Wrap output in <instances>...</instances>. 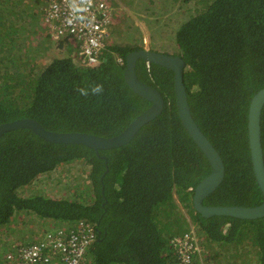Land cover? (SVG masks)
I'll use <instances>...</instances> for the list:
<instances>
[{
  "label": "trees",
  "instance_id": "obj_1",
  "mask_svg": "<svg viewBox=\"0 0 264 264\" xmlns=\"http://www.w3.org/2000/svg\"><path fill=\"white\" fill-rule=\"evenodd\" d=\"M26 1L0 0V125L33 118L55 132L114 137L125 131L151 105L125 78L127 56L144 48L142 36L129 32L126 37L113 20L111 35L120 38L109 41L100 64L85 66L75 56V38L47 43V27L40 24L48 0ZM109 3L117 9L113 18L118 15L126 28L121 8L132 2ZM147 14L148 23L159 24L167 15L173 25L178 15L176 30L157 32L170 51L150 47L186 61L191 112L224 161V180L204 205H261L248 123L251 100L264 88V0H152ZM12 19L22 22L7 26ZM35 36L43 37L42 46L24 53ZM47 55L52 57L43 63ZM136 74L161 92L166 105L120 148L53 144L30 130H14L0 139V240L31 217L43 233L85 221L95 224L96 239L81 264H181L171 240L192 230L199 245L194 264H264V217L205 218L194 207V190L212 168L179 117L174 72L139 60ZM93 84H102L103 92L78 94V88ZM261 137L264 150V109ZM78 161L87 165L89 176L76 198L36 188L60 167L72 170ZM7 256L1 259L8 264Z\"/></svg>",
  "mask_w": 264,
  "mask_h": 264
},
{
  "label": "water",
  "instance_id": "obj_2",
  "mask_svg": "<svg viewBox=\"0 0 264 264\" xmlns=\"http://www.w3.org/2000/svg\"><path fill=\"white\" fill-rule=\"evenodd\" d=\"M139 60L148 64H158L174 72L175 98L179 117L190 137L207 156L211 164V173L194 190V207L205 218L214 216L233 217L242 220H256L264 217L263 203L256 207L242 206H206L204 200L214 193L225 177L224 161L212 142L199 128L191 112L185 84L186 61L176 55L165 54L149 48L135 50L126 59L125 78L130 88L139 96L151 102V105L138 115L125 131L114 137H102L82 132H55L46 129L38 120L22 118L0 125V139L14 130H30L43 140L53 144L83 145L99 150L120 148L130 143L138 132L158 118L165 109V98L159 90L142 82L136 74ZM264 109V88L257 92L250 103L249 140L254 173L264 196V150L261 137V117Z\"/></svg>",
  "mask_w": 264,
  "mask_h": 264
},
{
  "label": "built area",
  "instance_id": "obj_3",
  "mask_svg": "<svg viewBox=\"0 0 264 264\" xmlns=\"http://www.w3.org/2000/svg\"><path fill=\"white\" fill-rule=\"evenodd\" d=\"M79 0H48L45 8V25L50 38L58 41L71 36L78 42L76 57L85 66L100 64L110 40L113 19L111 0H92L88 11L81 15L73 10ZM96 239L95 224L80 221L68 229H58L41 234L34 243L14 246L8 254V264H81L88 248ZM181 264H194L198 250L197 234L185 231L171 240ZM19 247V248H18Z\"/></svg>",
  "mask_w": 264,
  "mask_h": 264
},
{
  "label": "rangeland",
  "instance_id": "obj_4",
  "mask_svg": "<svg viewBox=\"0 0 264 264\" xmlns=\"http://www.w3.org/2000/svg\"><path fill=\"white\" fill-rule=\"evenodd\" d=\"M26 2H30V0H27ZM40 2L41 1L39 0V3ZM130 2H132L133 6L127 5L128 8L125 7L121 8L122 14L125 16V20L127 22L126 24L127 27L125 28L122 26V23L119 21L117 15L116 18H113L115 22L114 28L115 26L118 25L119 28L121 29V33H125L126 37H128L129 32H135L136 35L142 36V39L145 44L143 46L145 48L152 49L151 47L154 46V48L159 51H163L164 47H166L169 50V48L167 47V43L165 41L160 40L157 37V32L168 29H169L168 31L172 29L176 30L178 15L175 16L176 18L175 25L170 24L167 21V15H164V17H160L159 24H155L154 22L148 23L147 12L151 9L152 0H130ZM153 5H154L153 7H157V8L160 7L155 3H153ZM115 12H117V9H113V15H115ZM21 22H22L21 20L12 19L7 23V26H12L16 28L20 25ZM43 24H44V28H46L44 20L43 22H41L40 26H43ZM111 38L117 40V38L120 37L114 34L113 36H111ZM173 39H171V43H173ZM42 40H44L43 37L35 36L32 44L26 47L22 46L24 53L30 54L35 49L37 48L40 49V47L42 46ZM49 40H47V43L51 41L54 42L53 40H51V38H49ZM51 57H52L51 55L44 56L42 58V62L46 63L47 61H49V59H51ZM59 171L60 172L56 171L55 177L57 181L61 179L63 181L62 184L59 185L57 181L54 182L53 176H49L45 181L36 185V188L38 190H41L42 192L40 193L42 194L45 192L47 194L62 196L64 193H68L69 198H76L77 194L82 190V188L87 186L89 168L82 161H78L74 164V168L72 170H69L68 168H66V166H62L60 167ZM52 175L54 174L52 173ZM181 206L182 204L179 202L178 203L179 210L181 209ZM184 215L187 221H189V223H192L190 219V215L186 210H184ZM31 218L32 220H26L27 222L26 225L22 224L21 222L17 223L15 232L11 233V235L4 234L3 238L0 240V264H7L6 259L4 261L3 259H1V256L5 258V256L10 251L9 248H12L14 244H18L21 242L28 243L29 239L33 238L31 240L33 241L34 237L39 232L43 233L42 228L36 226V220H34L33 217ZM189 227H195V225L194 226L189 225ZM250 233H252L253 237L255 236V232L253 230L250 231ZM253 241H255V239H252V242ZM252 242L248 240V243H252Z\"/></svg>",
  "mask_w": 264,
  "mask_h": 264
},
{
  "label": "clouds",
  "instance_id": "obj_5",
  "mask_svg": "<svg viewBox=\"0 0 264 264\" xmlns=\"http://www.w3.org/2000/svg\"><path fill=\"white\" fill-rule=\"evenodd\" d=\"M91 2H92V0H79V3H75L74 2V5H73V10L75 11V12H77V13H80L81 15H79L77 18L78 19H84L85 17L82 15L83 13H85L86 11H88V7H86V5H88V6H90L91 5ZM114 16V15H113ZM112 21H113V19H112ZM46 26V25H45ZM111 33V32H110ZM111 36L112 35H110V40L109 41H111ZM52 40V39H51ZM54 41V40H53ZM109 43V42H108ZM108 45V44H107ZM145 48V47H144ZM103 85L102 84H93V85H91L90 87H80V88H78L77 89V91H78V94L79 95H81V96H89V95H99V94H101L102 92H103ZM55 173H56V171H54V175H50V176H53V180H54V182L55 181H57V179H56V177H55ZM58 183H59V185L60 184H62V180L60 179V180H58L57 181ZM55 184V183H54ZM60 229H66V228H60ZM58 230V229H57ZM52 231H54V230H52ZM48 232H50V231H48ZM47 232H45V233H38L35 237H34V240L32 241V243H34L35 242V240L37 239V237L38 236H40L41 234H46ZM32 243H30V244H27V245H31ZM27 245H23V246H27ZM14 246H18L17 244H14L13 245V249H14ZM19 247H22V246H19ZM18 247V248H19ZM11 253V252H10ZM8 255V254H7Z\"/></svg>",
  "mask_w": 264,
  "mask_h": 264
},
{
  "label": "crops",
  "instance_id": "obj_6",
  "mask_svg": "<svg viewBox=\"0 0 264 264\" xmlns=\"http://www.w3.org/2000/svg\"><path fill=\"white\" fill-rule=\"evenodd\" d=\"M181 209H182L183 212H184V210H186L185 208H183V206H181Z\"/></svg>",
  "mask_w": 264,
  "mask_h": 264
}]
</instances>
